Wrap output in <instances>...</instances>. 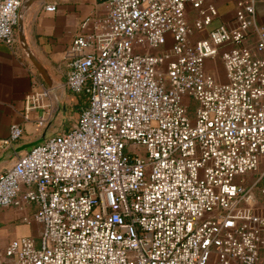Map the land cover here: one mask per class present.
I'll return each instance as SVG.
<instances>
[{
	"label": "built area",
	"instance_id": "obj_1",
	"mask_svg": "<svg viewBox=\"0 0 264 264\" xmlns=\"http://www.w3.org/2000/svg\"><path fill=\"white\" fill-rule=\"evenodd\" d=\"M261 1L236 0L233 23L206 38L195 34L219 13L204 0H105L81 23L65 86L86 106L0 173V207L33 204L39 225L38 241L8 245L14 264H207L212 251L220 264L259 262L264 218L244 180L264 159ZM23 2L0 0L11 49ZM216 58L223 81L206 70ZM32 82L26 111L48 95ZM185 95L197 102L192 119ZM22 131L13 124L1 142Z\"/></svg>",
	"mask_w": 264,
	"mask_h": 264
},
{
	"label": "crops",
	"instance_id": "obj_2",
	"mask_svg": "<svg viewBox=\"0 0 264 264\" xmlns=\"http://www.w3.org/2000/svg\"><path fill=\"white\" fill-rule=\"evenodd\" d=\"M104 1L24 0L19 8L15 28L17 44L11 49L0 41V173L10 168L19 154L27 152L44 138L65 131L64 119L68 120L70 111L76 109L79 97V94L65 86L74 56L72 40L82 32L81 23L87 17L104 14ZM204 2L214 4L219 15L205 30L196 33V38H206L209 31L219 24L233 23L236 0ZM48 4H54L55 9L46 11L44 6ZM255 10L258 23L264 26V1L257 2ZM193 16L194 12L190 10L189 19ZM89 29L90 26L85 28ZM213 60L216 63L220 61L219 58ZM37 64L42 66L47 80ZM207 67L206 61V70L209 72ZM33 78L48 90V95L44 98V108L26 111L24 100L37 88L32 82ZM216 79L223 81L224 71L223 80ZM13 124L22 127V135L5 145L1 141L9 136ZM244 184H254L248 207L254 214L264 218V195L260 192L264 184V159L260 161L258 169L248 176V181L247 178L244 180ZM34 209L33 204L0 207V264H14L13 258L5 254L12 241L38 235L39 225L33 220ZM262 233L264 235V227ZM230 264L240 263L232 260ZM257 264H264V249L260 251Z\"/></svg>",
	"mask_w": 264,
	"mask_h": 264
},
{
	"label": "rangeland",
	"instance_id": "obj_3",
	"mask_svg": "<svg viewBox=\"0 0 264 264\" xmlns=\"http://www.w3.org/2000/svg\"><path fill=\"white\" fill-rule=\"evenodd\" d=\"M166 39H167L166 47H168L172 42L171 37L169 35H167ZM207 65H208L207 68H208L209 72L212 73L214 76H216V69H217L218 76H216V77L223 80V68H222L220 61H218L216 63L214 60H207ZM85 101L86 100H85V98H83V96L78 97V103H77L76 109L73 108L70 111V115H69L68 120H67V118L64 119V125L66 126L65 131H68L69 127L79 118L81 109H83L85 107V104H86ZM183 102L187 108V115L189 116L190 119H192L195 115V111L197 108V102L195 101V99L192 96H189V95L183 96ZM132 150L137 151V149H132ZM248 176H250V174L246 175V177H245V179L247 178V181H248ZM254 179L255 178H252V180H254ZM38 234H39V232H38ZM37 237H38V235H37ZM37 237L35 238L36 241H38V239H39ZM207 264H220L214 251H212Z\"/></svg>",
	"mask_w": 264,
	"mask_h": 264
},
{
	"label": "water",
	"instance_id": "obj_4",
	"mask_svg": "<svg viewBox=\"0 0 264 264\" xmlns=\"http://www.w3.org/2000/svg\"><path fill=\"white\" fill-rule=\"evenodd\" d=\"M37 67H38L40 73L42 74V76L45 78V80H47L46 74H45L42 66L37 64Z\"/></svg>",
	"mask_w": 264,
	"mask_h": 264
},
{
	"label": "trees",
	"instance_id": "obj_5",
	"mask_svg": "<svg viewBox=\"0 0 264 264\" xmlns=\"http://www.w3.org/2000/svg\"><path fill=\"white\" fill-rule=\"evenodd\" d=\"M79 96H83V98H84V95H82V94H80ZM86 102V101H85ZM87 104V103H86ZM86 104H85V106H86ZM81 111H82V109H81ZM81 111H80V113H81Z\"/></svg>",
	"mask_w": 264,
	"mask_h": 264
}]
</instances>
